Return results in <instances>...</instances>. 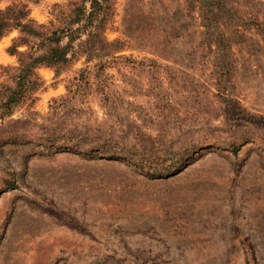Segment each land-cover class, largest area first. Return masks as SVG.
Returning a JSON list of instances; mask_svg holds the SVG:
<instances>
[{"label": "rangeland", "instance_id": "rangeland-1", "mask_svg": "<svg viewBox=\"0 0 264 264\" xmlns=\"http://www.w3.org/2000/svg\"><path fill=\"white\" fill-rule=\"evenodd\" d=\"M67 1L0 9L47 22ZM104 35L0 121V264H264V0H111Z\"/></svg>", "mask_w": 264, "mask_h": 264}, {"label": "trees", "instance_id": "trees-1", "mask_svg": "<svg viewBox=\"0 0 264 264\" xmlns=\"http://www.w3.org/2000/svg\"><path fill=\"white\" fill-rule=\"evenodd\" d=\"M58 5L47 22H39L25 9H0V40L14 29L19 32L7 49L16 56V63L0 64V121L38 99V92L44 85L41 67L54 68L57 74L66 72L81 57L86 56L89 61L97 58L98 50L111 44L104 35L111 0H68ZM105 64L99 59L95 66L103 71ZM97 72L95 76L99 77ZM89 73L86 67L76 70L68 83V95L61 99L69 100V93L74 97L81 94V89L91 83ZM104 80L103 73L101 80L96 81L102 86ZM63 147L78 149L86 156L125 154L113 148L97 153L101 149L99 145L72 141L65 142ZM183 163V160L174 162L162 169L149 167L148 172L153 175L174 172Z\"/></svg>", "mask_w": 264, "mask_h": 264}]
</instances>
